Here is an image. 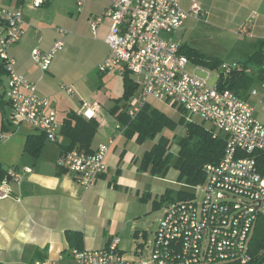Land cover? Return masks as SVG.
<instances>
[{"label": "crops", "instance_id": "crops-1", "mask_svg": "<svg viewBox=\"0 0 264 264\" xmlns=\"http://www.w3.org/2000/svg\"><path fill=\"white\" fill-rule=\"evenodd\" d=\"M192 1L181 0V6L189 11ZM197 1L206 15L218 11L221 18L214 25L235 34L240 45L239 55L216 69L219 73L216 83L223 65L240 64L242 68V64L247 63L243 83L236 92L249 100L255 107V116L264 123V98L253 94V90L263 89L264 0ZM3 3L23 12L22 35L8 49L14 59V69L36 85L40 96L50 99L51 106L58 111L60 126L56 142L42 140L43 133L31 124L11 123L12 108L6 96L0 102V110L5 112L0 118V134L3 135L0 137V163L6 170L32 168L20 181L10 180L11 195L0 199V264H38L47 259L73 264L68 232L81 233L82 246L87 249L104 248L112 237L118 236L120 249L127 257H141L146 250H152L158 227L149 219L156 208L160 177L150 168H142L143 156L157 141L151 140V144L146 145V140L138 141V134L129 136L126 126L112 113L116 106L108 99L107 85L111 79L107 78L121 77L124 93L125 72L120 66L106 72L99 70L111 53L106 41L111 20L104 17L96 33L91 28L95 17L104 16L109 0H90L82 10L75 0H44L39 7L34 6V0H3ZM199 19L190 14L181 28L164 36L180 45L186 44L197 29ZM48 20L51 22L47 25ZM56 22L66 26V45L55 56L50 69L44 71L35 62L32 51L36 47L43 51L51 48L59 37L57 29L50 26ZM3 30L0 25V35ZM261 45V58L250 60V55ZM131 77L137 88L129 98V106L121 110L125 113L141 99V87ZM7 79L8 74L5 84ZM68 88L73 92L69 93ZM85 101L100 104L93 117L99 127L92 150L114 140L106 158V172L88 189L77 182L74 173L58 166L62 145L68 143V138L61 133L63 120L70 111L83 116L80 111ZM146 106H150L149 102ZM197 121L213 129L211 124ZM29 138L40 145L37 153L26 150ZM151 200L153 206H150Z\"/></svg>", "mask_w": 264, "mask_h": 264}, {"label": "built area", "instance_id": "built-area-1", "mask_svg": "<svg viewBox=\"0 0 264 264\" xmlns=\"http://www.w3.org/2000/svg\"><path fill=\"white\" fill-rule=\"evenodd\" d=\"M82 10L90 0H75ZM44 0H34L39 7ZM203 9L193 0L190 9L181 0H109L104 16L91 22L96 33L104 17L111 20L106 37L111 53L99 66L106 72L120 66L129 72L141 87V99L128 110L135 118L150 98L172 102L181 107L189 121L193 117L211 124L215 135L226 138L223 157L204 166L205 180L193 187L192 197L170 203L155 232L151 258H129L120 249V238L112 237L100 249H71L73 264H246L252 259L250 242L257 221L264 215V123L255 116V107L232 89H221L219 82L210 84L207 75L189 72V57L181 52L177 41L164 36L181 28L190 14L200 17ZM21 9L5 6L0 0V59L5 64L8 79L5 96L11 104L10 119L27 122L41 131L49 141L58 140V111L49 98L37 93L34 83L18 74L9 47L17 42L23 30ZM48 51L36 47L32 51L38 66L47 71L55 56L64 49L63 28ZM240 64L223 65L220 78H228ZM262 91L253 90L264 98ZM26 90V91H25ZM72 93L73 89L68 88ZM100 104L85 101L80 113L86 118L97 115ZM3 135L0 134V137ZM113 139L101 143L92 152L80 149L62 153L58 166L74 173L86 189L92 187L106 172V158ZM31 167L20 171L11 167L0 181V199L11 195L10 180L20 181ZM202 193L201 198L198 193ZM61 259H47L38 264H61Z\"/></svg>", "mask_w": 264, "mask_h": 264}, {"label": "trees", "instance_id": "trees-1", "mask_svg": "<svg viewBox=\"0 0 264 264\" xmlns=\"http://www.w3.org/2000/svg\"><path fill=\"white\" fill-rule=\"evenodd\" d=\"M181 45V52L189 58L195 59L200 63H209L214 67H220L219 60H210L202 56L194 48ZM262 56V45L253 54L250 55V60L259 59ZM249 62V61H248ZM234 71L226 80L221 77L219 84L221 89H232L237 91L243 83L245 76V66ZM4 75H7L5 64L0 59V102H3L5 97ZM137 88L136 83L129 72L124 75V93L125 98H130ZM238 93V92H237ZM112 113L126 126V133L129 136L138 134V141L143 142L146 139H156L160 135L159 140L153 147L145 153L142 159V168L151 169V172L158 175L165 172L173 162L175 167L180 170L181 177L188 184L196 185L205 180L204 166L207 163L218 162L224 155L226 138L222 134L215 135L214 130L208 128L204 123L198 121H189L186 124L187 131L184 136L177 139L179 146L177 154L171 151L172 140L163 134L164 129L173 125L171 118L163 111L146 106L142 111L132 119L128 113L119 111L118 106L112 109ZM99 122L94 119H86L78 115L74 111L67 113L63 120L61 133L68 138V143L62 145V153L73 149H80L85 152H92V142L98 131ZM46 136L42 135V140ZM35 140L28 139L26 150L38 152L40 145L34 143ZM261 159H264V154H261ZM7 175V170L0 163V179ZM168 195L164 194L163 197ZM192 197L191 193L180 192L179 197L173 202L184 200ZM157 203V202H156ZM70 244L73 248L83 249V235L79 232L67 233ZM251 261L246 264H264V215H261L257 221L254 233L250 242ZM241 264V263H227Z\"/></svg>", "mask_w": 264, "mask_h": 264}, {"label": "rangeland", "instance_id": "rangeland-1", "mask_svg": "<svg viewBox=\"0 0 264 264\" xmlns=\"http://www.w3.org/2000/svg\"><path fill=\"white\" fill-rule=\"evenodd\" d=\"M221 15L218 13L217 10L213 11V14L206 15L203 11L200 19L198 21L197 29L192 32L190 35V39H187V48H194L202 56L206 59L210 60H219L222 63L225 61L229 62L232 61L236 56L239 55L238 51L240 49V45L236 41V35L230 31L220 29L216 27L214 24L217 21H220ZM63 19L61 20V22ZM49 20L46 21L48 25ZM51 27L66 29L65 24L63 23H51ZM197 67H201L207 71L211 72V79L210 84H215L218 78V70L217 67L210 65L209 63L203 64L195 59L190 58V63L187 66V70L189 72H194ZM216 70V71H215ZM197 74L200 76H206L207 74L200 70H196ZM114 75V74H113ZM112 77V75L110 76ZM108 80L111 79V83L107 85L109 89L107 95L109 102H113L115 106H118L119 111L126 110L125 108L129 106L130 102L128 98L123 96V80L121 77L116 76L115 78H107ZM4 80H6V75H4ZM7 84V81H6ZM5 84V85H6ZM6 90V86H5ZM138 96V95H137ZM260 96V95H259ZM112 97V98H111ZM261 97V96H260ZM115 98V99H113ZM262 101V100H261ZM112 104V103H111ZM149 105L152 108H157L163 112H165L171 120L174 122L173 125H170L164 129L163 134L166 135L168 138L172 140L171 142V151L174 154H177L179 146L177 144V139L180 136H184L187 131L186 124L189 122L186 113L184 110L179 107L178 105H174L172 102H164L159 101L153 98H150ZM262 109V108H261ZM260 109V110H261ZM264 111V109H262ZM5 114L2 110H0V118ZM11 117V112L9 113V118ZM117 118V116H115ZM11 123L15 125H19V119H10ZM193 121H197V117H193ZM210 125V123H207ZM9 133V132H8ZM160 135L156 137V141H158ZM152 139H146V145L151 144ZM160 177L159 181V191L156 195L157 203L155 205L154 215L150 217L149 221H154V225L156 224L159 226L160 220L163 217V214L167 208V206L179 197L180 192L186 193H195L196 189L193 187L194 185L188 184L184 178L181 177L180 170L175 167L174 163L172 162L168 169L165 172L158 174ZM166 194L168 196L163 197ZM202 193H198V197L201 198ZM153 200H151L150 206H153ZM155 228V226H154ZM158 228V227H157ZM152 250H146L145 254H140L141 258L144 260H148L151 258ZM138 257V256H137Z\"/></svg>", "mask_w": 264, "mask_h": 264}]
</instances>
